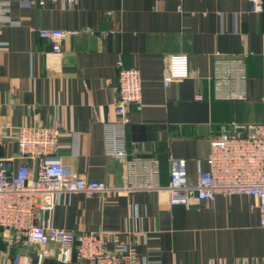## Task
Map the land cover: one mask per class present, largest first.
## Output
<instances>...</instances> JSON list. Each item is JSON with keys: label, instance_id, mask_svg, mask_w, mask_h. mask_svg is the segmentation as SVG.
I'll list each match as a JSON object with an SVG mask.
<instances>
[{"label": "crops", "instance_id": "obj_1", "mask_svg": "<svg viewBox=\"0 0 264 264\" xmlns=\"http://www.w3.org/2000/svg\"><path fill=\"white\" fill-rule=\"evenodd\" d=\"M42 28L73 31L63 54ZM189 56L194 76L166 86V58ZM119 61L140 69L141 104L126 128L131 157L156 158L158 174L105 152V124L115 120ZM201 95V99L197 96ZM14 125L60 131L64 167L109 190L62 192L52 217L73 232L103 231L110 248L126 247L140 264H239L264 258L258 200L246 194L171 205L172 161L186 158L196 184L210 139L224 125L264 122V8L246 0H7L0 8V164L13 173L19 155ZM38 167L37 160L29 162ZM126 185L132 191L119 190ZM26 246L0 243V264H32ZM39 264H63L58 247ZM70 264H92L73 260Z\"/></svg>", "mask_w": 264, "mask_h": 264}, {"label": "built area", "instance_id": "obj_2", "mask_svg": "<svg viewBox=\"0 0 264 264\" xmlns=\"http://www.w3.org/2000/svg\"><path fill=\"white\" fill-rule=\"evenodd\" d=\"M0 0V8L3 2ZM47 1H64L73 7L78 0H33L44 5ZM168 1V0H167ZM255 12L264 8V0H246ZM73 31L42 28L39 36L52 44V54L61 57L63 40ZM164 78L168 86L175 80L194 76L189 56L169 55ZM118 97L115 120L105 124V152L126 163L128 177H134L138 168L158 174L156 158L131 157L126 149V128L130 123L132 104H141L143 79L139 68L118 63ZM202 98L201 95L197 96ZM6 131H14L19 155L26 162L13 173L0 164V243L8 246H33L38 250L40 263L51 253L50 245L58 247V260L70 264L73 260L87 259L92 264H140L126 247L110 248L109 237L103 231L73 232L55 227L49 219L56 206V197L62 192H85L89 196L109 190L104 181L88 180L68 170L58 157L60 131L45 125H19L5 120ZM37 160L38 167L29 163ZM208 167L201 169L196 184L189 182L188 161L174 159L167 186L171 205L191 206L194 199L213 201L217 195L246 194L258 200L261 225L264 228V122L224 125L210 139L206 157ZM135 186V185H134ZM126 185L119 190L132 191ZM45 213L50 217L45 219ZM264 264V258L254 263Z\"/></svg>", "mask_w": 264, "mask_h": 264}, {"label": "water", "instance_id": "obj_3", "mask_svg": "<svg viewBox=\"0 0 264 264\" xmlns=\"http://www.w3.org/2000/svg\"><path fill=\"white\" fill-rule=\"evenodd\" d=\"M26 248V253L31 259L32 264H39V255H38V250L35 249L33 246H27Z\"/></svg>", "mask_w": 264, "mask_h": 264}, {"label": "rangeland", "instance_id": "obj_4", "mask_svg": "<svg viewBox=\"0 0 264 264\" xmlns=\"http://www.w3.org/2000/svg\"><path fill=\"white\" fill-rule=\"evenodd\" d=\"M27 247V246H26Z\"/></svg>", "mask_w": 264, "mask_h": 264}]
</instances>
